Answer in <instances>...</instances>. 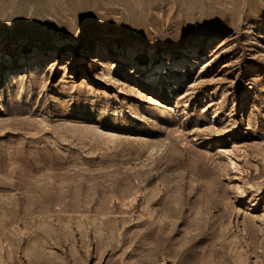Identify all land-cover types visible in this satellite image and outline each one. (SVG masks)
I'll return each instance as SVG.
<instances>
[{"label": "rangeland", "instance_id": "374dc122", "mask_svg": "<svg viewBox=\"0 0 264 264\" xmlns=\"http://www.w3.org/2000/svg\"><path fill=\"white\" fill-rule=\"evenodd\" d=\"M9 67L0 264H264V0H0Z\"/></svg>", "mask_w": 264, "mask_h": 264}, {"label": "bare ground", "instance_id": "6f19581e", "mask_svg": "<svg viewBox=\"0 0 264 264\" xmlns=\"http://www.w3.org/2000/svg\"><path fill=\"white\" fill-rule=\"evenodd\" d=\"M35 57H37V52L36 51L33 52V54L31 55L30 59L35 58ZM187 62L188 61L186 59H183V60L177 61V62L176 61H167L164 65L169 67L173 71L175 69H179L181 67H184L187 64ZM0 71L2 72V74L5 73L6 76H7L11 72L16 71V69L14 67H9V68H5V69H1Z\"/></svg>", "mask_w": 264, "mask_h": 264}]
</instances>
